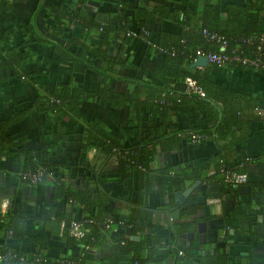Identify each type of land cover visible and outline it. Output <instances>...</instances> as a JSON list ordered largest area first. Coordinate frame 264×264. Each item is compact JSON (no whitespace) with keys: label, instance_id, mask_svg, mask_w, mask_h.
I'll return each instance as SVG.
<instances>
[{"label":"crops","instance_id":"1","mask_svg":"<svg viewBox=\"0 0 264 264\" xmlns=\"http://www.w3.org/2000/svg\"><path fill=\"white\" fill-rule=\"evenodd\" d=\"M246 1L249 0H63L62 7L82 9L95 21L109 24L105 52L116 64L111 77H104L80 62H74L68 71L70 63L65 57L56 56L50 43L36 42L28 32L26 25L32 22L35 33L63 42L71 53H76L80 44L97 47L102 34L89 31L82 42L83 34L73 21L57 37L49 34L44 6L57 5L60 0H0V36L11 31L3 39L2 47L27 53L22 68H17L27 75L24 79L18 78L17 70L0 67V120H6L2 135L10 140H4L3 149L0 148V205L6 202L0 213L5 212L6 221L17 217L23 225L20 239L10 237L7 226H0V250L36 252L34 241H38L42 246L40 252L51 259L81 255L82 245H67L61 228L68 218L91 216L97 221L91 228L98 239L88 249L90 259L81 264L106 262L117 241L124 242L129 256L137 245L138 254L149 264H203L214 249L224 255L228 264H264V64L258 68H232L207 63L203 67L185 68L168 57L172 56L170 53L164 55L157 49L165 48L182 31L197 29L204 20L211 19L205 8L216 4L224 16L227 5ZM140 8L152 12V17H135L134 11ZM184 8L189 11L185 20ZM139 22L146 27L136 28ZM122 24L126 31L135 34L120 31ZM83 55L91 64L100 65V60L89 53ZM186 71L197 72L201 78L233 92L234 100L239 102L237 116L232 119L235 124L230 126L232 135L221 136L213 131L224 122V112L235 110L236 104L231 99L233 103L224 105L220 97L209 101L202 96L192 97L194 111L169 112L163 128L167 133L175 132L179 146L161 149L156 143L149 166L153 170L167 168L172 177L187 168L195 169L198 179L211 181L220 195L225 196L222 214L216 218L217 231L209 224L201 242L195 233L191 240L180 237L192 230L184 225L188 213L179 212L177 220L165 213V202L172 201V193L162 185L139 187L135 172L119 178L117 154H105L93 145L83 149L85 141L81 134L84 121L98 120L122 149L143 137L152 139L154 127L161 123L156 112L147 111L142 104L138 121L128 123L126 105H108L96 92L102 85L117 93L135 92L138 100H149L146 104L151 108L150 99L159 95L157 102H166L167 93L174 96L171 103L166 102L172 105L175 98L185 94ZM68 79L88 94L78 103V120L61 112L48 114L38 107L40 103L34 102ZM245 102L249 105L245 106ZM239 105L243 106L241 110ZM193 131L203 132L204 136L210 131L214 134L191 143L188 134ZM240 134L244 138L233 141ZM16 149L28 153L36 164L51 166L59 181L56 187L49 175L37 184L20 181V157L17 155L15 160L12 155ZM219 158L244 172L246 182L224 185L216 169ZM65 190L75 202L60 196ZM233 204L246 215L238 219L228 216ZM146 215L148 224L143 223ZM205 220L207 223L208 218ZM99 221L105 225L104 230L98 226ZM248 227L250 235L246 233Z\"/></svg>","mask_w":264,"mask_h":264},{"label":"trees","instance_id":"2","mask_svg":"<svg viewBox=\"0 0 264 264\" xmlns=\"http://www.w3.org/2000/svg\"><path fill=\"white\" fill-rule=\"evenodd\" d=\"M63 0H60L59 4L57 5H48L44 6V12L46 18L49 19V25L47 30L50 35L53 37H57L60 35L62 30L67 27L71 21L75 22V25L79 29L81 35L88 33L89 31L93 32H100L102 34L100 38V42L97 47L92 48L88 46H84L80 44V47L76 53H71L67 50L66 44L63 42H56L55 40L48 39L43 36L38 35L34 31V23H28L27 29L28 32L33 36V40L36 42H44L50 43L55 48V55L60 57H65L67 61H69L70 66L68 67V71L72 70V64L74 62H80L85 65V67L92 68L95 72L99 74H103L104 77L109 76L111 77L112 72L114 71V66L116 61L113 57L106 55V47L108 46V36L107 32L111 29L109 24H101L98 21H95L92 17L88 16L87 13L82 9H68L66 7H62ZM205 13H211V19L204 20L197 26V29H187L182 31L177 38H174L168 42L167 45L160 46L159 48L173 50L174 54L171 57L175 62L179 65H184L185 68L192 62L193 58L196 56L195 51L198 50L202 53H206L208 51L211 52H218L219 47L218 44L212 40H209L206 35L202 33L205 31L208 34H215L222 36L225 40V47L223 49L224 53H231L234 51L240 56H248L250 58H257L260 60V66L264 64V0H249L243 2L241 4H229L226 6V14L221 16L220 10L218 5L214 4L209 6V8H205ZM158 11V10H156ZM135 17H139L142 19L151 18L152 12L147 11L146 9H136L134 11ZM188 9H183V17L182 19L185 20L187 18ZM136 28H144L146 27L143 25L142 22L135 24ZM146 29V28H145ZM120 31L128 32L124 29L123 24L120 27ZM11 33L10 30L4 31L0 36V52H4L0 55V67L4 68H12L13 71L17 70V68H22V64L26 58V51H17L13 47H9V49H5L2 47L3 39L8 38V34ZM25 40V39H24ZM23 40V42H24ZM63 40V39H62ZM181 40V41H180ZM158 44V43H157ZM159 46V45H157ZM83 52H87L90 56H93L100 60V65H93L88 62L89 58L84 57ZM165 55V54H164ZM91 61V60H89ZM232 68H245L244 66L240 65H228ZM21 70V69H20ZM17 70L16 75L20 79H24L25 75L24 72ZM186 76L190 77L195 81V83L203 90V100H217V97H220L222 103L227 104L229 103L230 99L234 101L236 104L235 110H228L223 114L224 122L217 125L220 128V131H217V127L213 130L216 134L224 136L225 134L232 135L233 132L230 130V126L234 125L235 123L232 122V119H235L237 116L236 111H239L238 107V100H234V93L218 86L217 84L201 78L197 72H187ZM165 93V92H164ZM164 96V99L172 102L174 96L168 95ZM183 94V93H182ZM88 94L83 91L82 88L78 87L77 85L73 84L69 79L66 83L56 84L52 90L42 96L38 97L36 101L40 103L38 106L42 111L48 112V114L61 112L65 115H68L72 118L78 120V103L84 99ZM96 96L102 98L108 105L112 106H120L126 105L128 108V123H133L138 121V109L139 106L143 104L144 108L147 111L156 112V114L160 118V124L154 127V136L152 139L148 137H143V139L138 140L134 145L128 146L126 149H122L118 142L115 141L114 137L103 127V124L98 120H91V121H84L82 123V132L83 140L85 143L83 144V149L89 147L90 145L96 146L100 152L105 154L116 153L117 154V161H118V168L117 173L122 177L131 176L132 172L136 173V177L138 180L139 187L149 189L152 186H164L166 190L171 194L174 190L180 187V183H182L183 179H196L198 176L196 174L197 171L195 169L187 168L185 172L173 176L170 175L167 168L165 169H158L155 170L150 169L149 166L153 160V156L155 153V144H158V148L161 149H176L179 146V139H176V134L174 131L167 133L163 128V122L166 121L167 114L169 112H181L186 113L189 111H194V105L192 104L191 98H201L194 94L185 93L183 96L179 95L177 98L174 99V103L171 105H167L165 100L163 102L158 103L160 96L158 95L155 98L150 99L152 103V108L147 107V100H138L137 95L135 92L133 93H117L111 89L106 88V86L102 85L99 87L98 92H96ZM190 96V97H186ZM233 103V102H230ZM249 103L245 102V106H248ZM240 106V110L242 109V105ZM196 109L197 106L195 105ZM16 112V111H15ZM14 112V113H15ZM17 113V112H16ZM192 113V112H191ZM206 114V112H205ZM225 121H227L225 123ZM229 123V125H228ZM6 124V120H0V148L3 149V141L5 137L2 135L3 128ZM226 133L225 131H228ZM213 131H210L207 135L214 134ZM197 134H203L199 132H191ZM205 133V132H204ZM152 134V131L151 133ZM202 139L205 137L202 135ZM245 135L240 134L238 137H235L233 141L238 142L244 138ZM189 139V136H188ZM200 139V140H202ZM6 140L10 142L9 138L6 137ZM5 140V142H6ZM190 140V139H189ZM199 140V141H200ZM195 143V142H191ZM20 150H14L12 152L13 156H16L15 160L17 159V155L20 157L19 161L22 165V171L19 173V180L29 184L27 181L21 179V175L27 172H36L41 171V176L39 180L34 183L42 182L46 175H49L51 179L54 180V187H56L58 181V177L56 174L53 175L51 166L49 165H39L36 164L32 157L28 153H24ZM117 150V152H116ZM225 158H219L217 161V172L219 173L220 169H229L233 171H237V168H234L233 163L226 162ZM233 166V167H232ZM124 172V173H122ZM238 172V171H237ZM117 175V176H118ZM120 180V179H118ZM221 182H223L221 180ZM224 183V182H223ZM231 185L224 183V185ZM236 185V184H235ZM229 191V189H228ZM60 196L67 197L70 201H74V197L70 194L68 190H65L61 193ZM228 197L232 199L230 194ZM82 199V198H79ZM77 200V197H76ZM233 200V199H232ZM100 205L103 202L99 203ZM192 207H188L186 210L181 211L182 214L186 213H193ZM4 213H0V226H7L8 235L12 238L20 239L23 237L22 233V224L19 222L17 217L13 219H8V221L4 218ZM246 215L244 214L242 208L238 207L237 205L231 207L230 211H228V216L234 217L236 219L242 218ZM82 219L76 218H68L67 221H64L63 227L61 228V235L63 240L66 242L67 245L69 244H81L84 248L82 254L77 256H67L66 258L58 257L56 258H49L46 255H43L40 252L42 246L38 241H34L37 244L38 251H18L11 248H3L0 250V253H4L5 257L0 260V264H81L85 260L90 259V254L88 253V249L90 246H93L97 241L98 234L93 232V227L96 225L95 218L91 216H83ZM248 218V217H247ZM71 221H77L81 223L82 228L84 229L83 236L79 239H76L68 234V226ZM99 221L98 226L100 229L104 230L105 225L100 224ZM149 217L146 215L145 221L143 223L148 224ZM194 222V221H193ZM190 223H185L184 225L189 226ZM98 227V228H99ZM96 228V227H95ZM246 233L248 235L251 234V229L248 227L246 229ZM87 247V248H86ZM140 248L136 245L132 251V255H127L126 249H124V242L117 241L112 246V254L108 257L106 262H102V264H149V261L146 258H141V254L138 252ZM176 255V252L174 256ZM80 256V257H79ZM174 259V257H173ZM172 259V260H173ZM228 264L227 260L225 259L224 255L221 254L219 251L214 249L211 254L206 256L203 261V264Z\"/></svg>","mask_w":264,"mask_h":264},{"label":"water","instance_id":"3","mask_svg":"<svg viewBox=\"0 0 264 264\" xmlns=\"http://www.w3.org/2000/svg\"><path fill=\"white\" fill-rule=\"evenodd\" d=\"M206 65V57L198 55L189 64V67H203ZM224 200L225 196L220 195L211 181L202 182L201 179L196 178L190 182L186 178L182 180V185L172 192L171 204L168 199L166 200L167 209L165 213L171 219L177 220L179 212L186 209V207H193V213L186 214L187 219L185 220L186 223L192 222L189 225L192 230L181 233L180 237L191 240L195 233L197 241L201 242L205 239L206 227H210L209 224H212L215 232L217 231L219 221L216 218L222 214L221 204ZM205 218H208L207 223Z\"/></svg>","mask_w":264,"mask_h":264},{"label":"built area","instance_id":"4","mask_svg":"<svg viewBox=\"0 0 264 264\" xmlns=\"http://www.w3.org/2000/svg\"><path fill=\"white\" fill-rule=\"evenodd\" d=\"M204 35L208 37L209 40L214 41L215 43L218 44L219 50L218 52H211L208 51L206 53H202L198 50L195 51L196 56L202 55L206 57L207 63L212 64L217 67H223V66H228L230 64L233 65H240L244 67H254L258 68L260 66V60L257 58H250L248 56H240L234 51H231V53L227 54L223 52V49L225 47V40L222 36L215 35V34H208L205 31H202ZM134 35L135 32L128 31L126 35ZM160 53H170L171 55L174 54V51L168 50V49H162V48H157ZM196 56L193 58L192 61L195 60ZM184 85H185V93L188 94H194L197 96H203V90L195 83L193 79L190 77L184 78ZM189 139L191 142H197L200 139H202L201 134L197 133H189L188 134ZM219 175L221 180L224 183L235 185V184H242L245 183L247 180L246 174L244 172H236L233 170L229 169H220L219 170ZM41 176V171H36V172H27L23 173L21 175V179L24 181H27L29 184H34L36 183ZM6 202H2L0 205V208H4L6 205ZM84 229L82 228L81 223L77 221H71L68 226V234L76 239H79L83 236ZM5 257L4 253H0V260Z\"/></svg>","mask_w":264,"mask_h":264},{"label":"flooded vegetation","instance_id":"5","mask_svg":"<svg viewBox=\"0 0 264 264\" xmlns=\"http://www.w3.org/2000/svg\"><path fill=\"white\" fill-rule=\"evenodd\" d=\"M171 196H172V195H171ZM165 203H166V202H165ZM169 203H170V202H169ZM187 208H188V207H186V209H187ZM186 209H184V210H186ZM184 210H183V211H184Z\"/></svg>","mask_w":264,"mask_h":264}]
</instances>
